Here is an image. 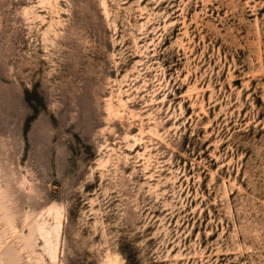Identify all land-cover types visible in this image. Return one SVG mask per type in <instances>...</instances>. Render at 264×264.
<instances>
[{
    "label": "rangeland",
    "instance_id": "obj_1",
    "mask_svg": "<svg viewBox=\"0 0 264 264\" xmlns=\"http://www.w3.org/2000/svg\"><path fill=\"white\" fill-rule=\"evenodd\" d=\"M0 264H264V0H0Z\"/></svg>",
    "mask_w": 264,
    "mask_h": 264
}]
</instances>
